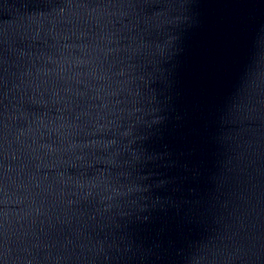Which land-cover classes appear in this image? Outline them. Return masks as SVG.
<instances>
[{
	"label": "water",
	"instance_id": "1",
	"mask_svg": "<svg viewBox=\"0 0 264 264\" xmlns=\"http://www.w3.org/2000/svg\"><path fill=\"white\" fill-rule=\"evenodd\" d=\"M0 264H264V0H0Z\"/></svg>",
	"mask_w": 264,
	"mask_h": 264
}]
</instances>
